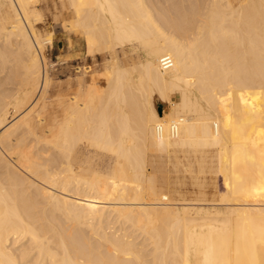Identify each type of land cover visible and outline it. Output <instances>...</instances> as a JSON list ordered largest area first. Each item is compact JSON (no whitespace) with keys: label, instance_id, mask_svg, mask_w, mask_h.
Listing matches in <instances>:
<instances>
[{"label":"bare ground","instance_id":"6f19581e","mask_svg":"<svg viewBox=\"0 0 264 264\" xmlns=\"http://www.w3.org/2000/svg\"><path fill=\"white\" fill-rule=\"evenodd\" d=\"M66 1L87 57L108 53V87L40 133L53 38L36 0H0V264H264V0ZM127 46L146 53L135 75L117 61ZM191 152L222 173L224 204L167 190L161 161Z\"/></svg>","mask_w":264,"mask_h":264},{"label":"rangeland","instance_id":"374dc122","mask_svg":"<svg viewBox=\"0 0 264 264\" xmlns=\"http://www.w3.org/2000/svg\"><path fill=\"white\" fill-rule=\"evenodd\" d=\"M64 1L65 0H36V2L34 4L35 10L36 11L38 10V12L40 11L39 13L41 15V20H42V21L40 20V22L37 24V29H38L39 33L44 38H46V36H48L49 34L53 38V45L52 46L49 45V47L45 51V53H46L45 55H46V59H47V61H46L47 75L51 81L50 82V88H49V90L45 96V100L41 102L42 104L40 103L41 107L43 104H45V108H44V111L41 112L40 116H37V114H36V115H33L31 117V120L34 121V123L37 127V130L39 132L41 131V130H39V128L44 129V128H48V127L49 128L50 127H56L59 124H61L65 119L64 117L66 116L65 115V113H66L65 108L72 102V98H75L76 96H78L80 91L85 90V88L88 89L89 87L91 89V88H94V86H95V89L99 93H102V92L106 91V87H108L107 86V79H108V75H109V71H110L109 69H111V68H109L110 67L109 62L111 60L109 59L108 53H106V54L102 53V54H99L97 56L87 57L86 47H85V43L83 41V37L80 36L79 33L75 34L76 31H74V30H76V29H74L72 31L70 30V27H69L70 22L73 23L74 21L72 20V18L70 16L71 14H69L70 9L68 8V4H67L68 2L66 1V3H65ZM174 1L177 2V0H174ZM184 1L186 2V0H184ZM60 2L63 4H61ZM178 2H182V0H179ZM68 30H70V31H68ZM135 48L137 50L136 49L134 50L131 46H127L124 50L119 48L116 51V53H117L116 56H117V61L119 62L118 63L119 66L123 69H127L129 71V73L132 72L133 75H135V73L137 74V72L133 71V69H131L132 65L135 66L134 64H138L140 61L143 62V61H145L144 59L146 58L145 50L142 47H140L141 49L138 47H135ZM122 66H124V67H122ZM125 66L126 67L131 66V68H125ZM179 99H180V97H179L178 92L172 91L169 93V95H168L169 102L167 103L166 106H167V109L169 110L170 113L176 112L180 108ZM155 106L157 107V111L159 110V108H161L162 110L164 109V105L161 104L157 100L155 101ZM40 109L38 111V114H40ZM9 110H10V112L8 111V113L10 115L8 114V116H11L13 114L12 111H14V110L12 108H10ZM158 113H159V111H158ZM39 118L42 119L43 121L37 122ZM82 146H83V143L78 146L77 151H79V150L84 151ZM91 156L90 157L93 159V161L95 163H98L97 164L98 167L99 168L101 167V169L104 173V171H105V169H107V167H104L105 163L101 164V160L103 158L102 154L92 153ZM181 156H182V158H181ZM193 156L195 157V159ZM179 157H180V160L182 159L181 161L179 160L180 165L178 166V168H174V169H173L174 166L172 164H170V163L168 164L167 161L162 160L161 163L164 164L163 168L166 170L162 172L164 174L161 173L159 175L161 177H162V175H164V177L167 178L168 184L170 183L169 185L167 184V190H169V192H171V194L173 192V198L175 199V201L179 200L178 204L180 203L181 205L182 204L186 205V203H187L188 205H191V206L197 205L194 202L198 203L197 201H199L198 205L205 207V208H211V207H209L210 205H212L211 203H213V204L217 203L218 204L220 199L224 198L223 195H224V192L226 191L225 184L223 183L224 177H222L223 176L222 173H219L220 171L217 169V167L214 164L213 165H210V164L206 165V169L209 167H210V170L212 169L211 171H208L209 175H208L206 169L202 171V170H200V168H197V167H199V163H198L197 158H200V155H198V154H194V153L192 154V152H191L187 155L186 154L180 155ZM185 158H186L187 162L184 160ZM193 160H195V161H193ZM107 163H108V161H106V165H107ZM99 164L102 165L103 167L99 166ZM181 166H183V168H181ZM184 166H185V168H184ZM187 166L189 167L188 169H186ZM166 167H168V171H169V173H166V174H168V176L170 178L168 176H165V172H168ZM191 168H193V169L191 170ZM214 168L217 171H213ZM178 169L180 171L179 174L177 173V172H179V171H177ZM194 169H195V171H194ZM196 169H197V171H200V172L202 171V174H200V172H199V175H198L200 178H198V176H197L198 172L196 171ZM173 170L176 171L175 174H174ZM185 171H187V172H185ZM170 172L173 175H170ZM188 172H190L191 174L193 173L195 176L193 174H192L193 176H191V174ZM214 172H216V175L213 174ZM176 173L178 174V176H176L177 178L178 177L179 178L184 177V179H182V182H181V179L178 178L179 179L178 180L175 177V175H177ZM184 173H186V174L184 175ZM210 173L215 175V176H212ZM188 174H190L191 178ZM202 175H203V178H202ZM185 176H186V178H185ZM196 177L199 179V181L198 180L197 181L200 184L199 183L196 184V182H197L195 180V179H197ZM172 178H174V179H172ZM192 178L195 181H192ZM205 178L207 180H205ZM214 178H215V180H214L215 182L213 180H212V182H209V181H211V179H214ZM169 179H172V180H169ZM200 179H203V181ZM204 180L206 182H204ZM174 182H177V183H174ZM178 182H180V184ZM189 182L192 183V184L190 183L191 186L189 185ZM184 183H186L185 184L186 186L184 185ZM202 183H204V185H203L204 189H200L201 187H203ZM205 183L207 184V188H206ZM176 185H177V187H176ZM178 185L179 186L181 185V186L179 187ZM192 185H194L195 188L196 187H198V188L195 189ZM182 186H183V188H182ZM176 188H178V189H176ZM175 189H176V191L178 190L177 191L178 193H175L176 192V191H174ZM183 190H184V192H183ZM191 190L196 191V192H198V190H199L200 194L202 191L203 196L200 197L199 192L196 194V192H193ZM186 192L189 195L193 194L196 200L193 198L192 195L188 196L186 194ZM213 192H215V193H213ZM184 193H185L186 197H184L185 196V195H183ZM205 194H208V195L205 196ZM178 195H179V197H178ZM182 195H183V197H182ZM198 195H199V197H197V198H199V199L196 198V196H198ZM216 195H217V200H216ZM208 196L210 197V199H212V200L214 199L215 203H214V201H211ZM188 198L191 200H189ZM204 199H206V202H204L205 201ZM184 200L186 201V203ZM188 200L191 204L188 203ZM202 201L206 204L202 203ZM207 201H209V202H207ZM221 201L219 204H224V202L221 203ZM165 202H166V200H165ZM200 202L202 204H200ZM192 203H193V205H192ZM198 205L196 207H198Z\"/></svg>","mask_w":264,"mask_h":264},{"label":"built area","instance_id":"2783aa9c","mask_svg":"<svg viewBox=\"0 0 264 264\" xmlns=\"http://www.w3.org/2000/svg\"><path fill=\"white\" fill-rule=\"evenodd\" d=\"M162 70H168L172 67V60L169 57H164L160 60ZM159 131V130H158Z\"/></svg>","mask_w":264,"mask_h":264},{"label":"water","instance_id":"95a60500","mask_svg":"<svg viewBox=\"0 0 264 264\" xmlns=\"http://www.w3.org/2000/svg\"><path fill=\"white\" fill-rule=\"evenodd\" d=\"M158 111H159V113H162V109H161V108H159V110H158Z\"/></svg>","mask_w":264,"mask_h":264}]
</instances>
